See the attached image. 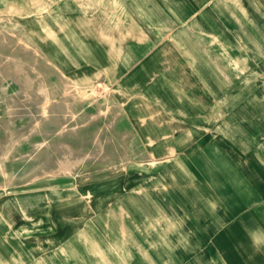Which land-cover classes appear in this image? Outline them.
<instances>
[{"label":"rangeland","instance_id":"1","mask_svg":"<svg viewBox=\"0 0 264 264\" xmlns=\"http://www.w3.org/2000/svg\"><path fill=\"white\" fill-rule=\"evenodd\" d=\"M188 2L0 0V264L149 260L145 135L205 86Z\"/></svg>","mask_w":264,"mask_h":264},{"label":"crops","instance_id":"2","mask_svg":"<svg viewBox=\"0 0 264 264\" xmlns=\"http://www.w3.org/2000/svg\"><path fill=\"white\" fill-rule=\"evenodd\" d=\"M187 2L199 43L182 61L205 86L184 89L183 117L145 135L163 160L136 195L143 264H264V0Z\"/></svg>","mask_w":264,"mask_h":264}]
</instances>
